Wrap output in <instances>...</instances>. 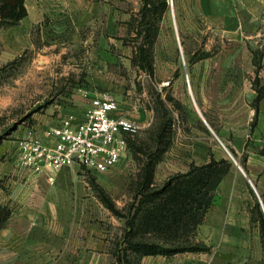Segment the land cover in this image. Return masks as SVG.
<instances>
[{
    "label": "crops",
    "instance_id": "obj_1",
    "mask_svg": "<svg viewBox=\"0 0 264 264\" xmlns=\"http://www.w3.org/2000/svg\"><path fill=\"white\" fill-rule=\"evenodd\" d=\"M25 3L28 14L19 23L29 35L39 24L43 33L72 39L84 49L89 89L83 93L89 90L94 96L98 88L115 87L112 92L121 111L144 126L153 110L141 97H133L132 90L124 93L116 88L124 77L111 73L117 68L141 69L135 57L142 45L137 39L143 36L135 26L142 18L144 1ZM175 13L182 45L188 47L187 90L192 95L175 97V172L187 171L192 163H207L212 156L232 164L196 229L195 241L209 248L145 254L139 264H264L256 210L259 201L264 212V98L258 108L251 105L258 95L254 80L257 75L264 78V68L255 71L253 61L254 51L264 52V0H175ZM200 38L204 54L192 48L193 40ZM177 82L183 86L185 79L179 76ZM83 93L74 97V107H64V113L48 127L70 112L82 114L88 100ZM47 130L36 133L43 135ZM11 148L14 151L0 164L5 187H1L0 204L10 211L0 228V264H118L127 217L104 203L86 170L78 163L65 165L51 181L47 170L35 172L19 165L18 142ZM110 170L99 171L96 183L113 178Z\"/></svg>",
    "mask_w": 264,
    "mask_h": 264
},
{
    "label": "rangeland",
    "instance_id": "obj_2",
    "mask_svg": "<svg viewBox=\"0 0 264 264\" xmlns=\"http://www.w3.org/2000/svg\"><path fill=\"white\" fill-rule=\"evenodd\" d=\"M168 1L169 8L162 20L155 24L151 21L153 17L150 13L146 17L150 22L146 25L143 21L145 4L143 5L142 18L135 26L142 33V39H137L141 42L145 41L147 33L145 27L148 26L149 39L145 44L148 49V54L145 55L147 58L140 54V50L135 57L141 69L117 68L111 71L113 75L124 77L122 85L119 84L116 88L124 93L132 90L131 95L141 97V102L148 109H152L153 113L140 132L129 139L126 156L110 170L113 178L97 184L95 175L99 172L91 173L86 170L88 178L94 181L100 194L111 197L124 215L133 214L134 209L130 210V207L132 204L137 205L135 196L140 188L138 181L148 168H151L153 173L154 186L162 185L177 173L175 97L192 95L187 90L188 47L185 43L182 45L183 37L177 25L175 0L173 4L172 0ZM156 27L157 36L151 43ZM193 42L192 48L195 47L200 54H204L205 52L199 48L200 42L204 44L203 39ZM214 44L219 46L221 42L215 41ZM181 45L184 47L183 52ZM83 52L84 49L72 39L57 38L43 33L39 24L32 27L29 35L21 23L4 25L0 21V164L14 151L11 146L19 143L30 131L47 130L48 126L64 113V107H74V97L81 95L84 89H89L87 85L89 70L85 67ZM253 56L255 71L262 72L263 50L259 48V51H254ZM94 73L101 74L104 71L95 70ZM179 76L185 79L183 86L177 82ZM262 86L264 78L257 75L253 88L258 92ZM114 88L105 90L112 91ZM256 102L255 98L251 105L256 107L258 104ZM226 150L228 156L235 162L236 157L231 149L227 147ZM2 179L4 178H0V191L3 187ZM120 242L118 240V243ZM120 245L119 256L124 254L126 242L122 241ZM108 264H116V261Z\"/></svg>",
    "mask_w": 264,
    "mask_h": 264
},
{
    "label": "trees",
    "instance_id": "obj_3",
    "mask_svg": "<svg viewBox=\"0 0 264 264\" xmlns=\"http://www.w3.org/2000/svg\"><path fill=\"white\" fill-rule=\"evenodd\" d=\"M143 21L147 25L148 13L154 24L162 20L169 8L168 0H144ZM26 0H0V21L17 24L28 14ZM150 4L152 7H149ZM145 41L139 46L140 54L147 56L148 26L145 27ZM156 27L151 43L157 36ZM145 56V57H146ZM147 58V57H146ZM264 97V86L258 89L256 103ZM258 108V104H256ZM234 152V151H233ZM264 153V147L262 149ZM231 160L215 159L203 164L192 163L185 172H178L162 185L154 186V176L148 170L140 177V188L136 193L137 205L132 204L133 214L123 215L111 197L102 194L104 203L117 215L126 216V247L118 256V264H139L145 254H174L188 250H205L209 247L195 241L198 225L202 223L207 210L212 206L218 186L231 167ZM257 218L261 222L264 242V212L259 201L256 204ZM10 215L6 206L0 205V228ZM131 256L128 257V255ZM133 254V256H132ZM125 260V261H124Z\"/></svg>",
    "mask_w": 264,
    "mask_h": 264
},
{
    "label": "built area",
    "instance_id": "obj_4",
    "mask_svg": "<svg viewBox=\"0 0 264 264\" xmlns=\"http://www.w3.org/2000/svg\"><path fill=\"white\" fill-rule=\"evenodd\" d=\"M83 94L88 100L82 114L70 112L43 135L30 131L19 141L20 166L35 172L47 170L53 181L54 173L65 165L78 163L87 171L103 172L121 162L129 139L143 124L121 111L112 91L90 96L85 90Z\"/></svg>",
    "mask_w": 264,
    "mask_h": 264
},
{
    "label": "water",
    "instance_id": "obj_5",
    "mask_svg": "<svg viewBox=\"0 0 264 264\" xmlns=\"http://www.w3.org/2000/svg\"><path fill=\"white\" fill-rule=\"evenodd\" d=\"M172 4H173V0H172Z\"/></svg>",
    "mask_w": 264,
    "mask_h": 264
}]
</instances>
